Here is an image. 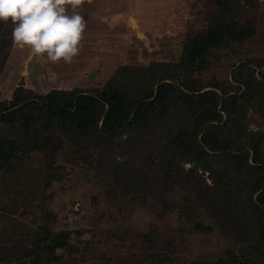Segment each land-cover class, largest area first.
Segmentation results:
<instances>
[{
	"label": "rangeland",
	"instance_id": "obj_1",
	"mask_svg": "<svg viewBox=\"0 0 264 264\" xmlns=\"http://www.w3.org/2000/svg\"><path fill=\"white\" fill-rule=\"evenodd\" d=\"M65 7L86 22L70 63L0 22V264H264V111L223 109L264 82V0ZM112 76L126 103L97 101Z\"/></svg>",
	"mask_w": 264,
	"mask_h": 264
},
{
	"label": "clouds",
	"instance_id": "obj_2",
	"mask_svg": "<svg viewBox=\"0 0 264 264\" xmlns=\"http://www.w3.org/2000/svg\"><path fill=\"white\" fill-rule=\"evenodd\" d=\"M68 0H0V22L13 24L12 40L30 48L32 56L70 63L80 50L86 27L79 12L69 14ZM75 8L80 0H70Z\"/></svg>",
	"mask_w": 264,
	"mask_h": 264
},
{
	"label": "trees",
	"instance_id": "obj_3",
	"mask_svg": "<svg viewBox=\"0 0 264 264\" xmlns=\"http://www.w3.org/2000/svg\"><path fill=\"white\" fill-rule=\"evenodd\" d=\"M104 21V20H103ZM108 23V22H107ZM109 25V23L107 24ZM110 26V25H109ZM202 36H199L198 38H201ZM207 39H209V35H206ZM219 45L216 44V46ZM146 47V46H145ZM145 47L143 48V52H145ZM184 50V48L182 49V51ZM185 52L187 53V50H185ZM190 54V52H189ZM124 73L123 75H127V73ZM117 75V74H116ZM126 86H131V84H129V79L130 76L127 75L126 76ZM122 77H114L112 76V78L109 79V82L106 84V90L105 92L103 91L100 95L102 97H99V99L97 101H99L101 104L105 103V101H100L101 98H103V100H111L112 102L115 100H120V104L126 103V101L128 100V94L129 93V89L127 88H122V84L123 81ZM244 84L242 85V88H244L243 92H241L240 94H238L242 89L234 91V96L227 98L226 101L224 102L223 105V109L226 112V114L228 115V117H230L231 120H236V118L239 117V115H242L245 113L246 108L243 107L246 105H250L253 109L257 110L260 109L262 111H264V82H253L252 80H248V82L244 81ZM114 84V85H113ZM252 84V85H251ZM131 92V91H130ZM99 104V103H98ZM97 104V105H98ZM192 105H195V102L191 103ZM182 131V129H181ZM191 131H192V127L186 129V131H182L179 134L183 135L184 137L188 138V141H191ZM249 136L250 139H252V149H254V152H256V155L259 156L258 157V166H248L250 168V170L253 172H255V180L256 182H258L260 185H264V153H263V144H264V134H256L252 131H249ZM215 139L218 141L217 143L219 145H221V143L219 142V139L217 137H215ZM249 139V140H250ZM178 143V141H175V145ZM223 145L225 147L229 146L226 144V142H223ZM189 146V144H188ZM184 147H181V150H184ZM65 244H61V247H63ZM60 246V245H58ZM55 247H57V245H55Z\"/></svg>",
	"mask_w": 264,
	"mask_h": 264
},
{
	"label": "water",
	"instance_id": "obj_4",
	"mask_svg": "<svg viewBox=\"0 0 264 264\" xmlns=\"http://www.w3.org/2000/svg\"><path fill=\"white\" fill-rule=\"evenodd\" d=\"M132 20H133V19H132ZM133 21H134V20H133ZM133 27H134V28H137V26H136V25H133Z\"/></svg>",
	"mask_w": 264,
	"mask_h": 264
}]
</instances>
